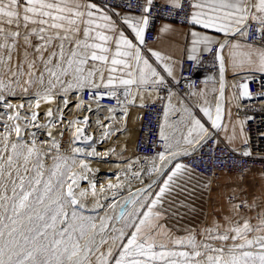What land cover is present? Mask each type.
Masks as SVG:
<instances>
[{
  "label": "snow or ice",
  "instance_id": "6c2138e0",
  "mask_svg": "<svg viewBox=\"0 0 264 264\" xmlns=\"http://www.w3.org/2000/svg\"><path fill=\"white\" fill-rule=\"evenodd\" d=\"M117 7L107 0H0V264H264V207L239 186L225 211L192 226L197 208L177 197L191 199L198 185L189 188L192 170L174 161L214 133L190 108L173 105L171 93L159 126L163 150L147 166L129 158L117 183L98 189L90 179L96 141L87 131L89 116L67 119L72 110H104L116 119L117 108L101 104L109 98L127 116L123 105L139 98L143 106L150 89L166 76L176 79L173 58L147 47L154 0H129L123 13ZM165 7L182 13L189 26V60L215 52V118L206 98L199 110L211 129H220L225 49L234 75L264 73V0H167ZM233 87L239 98H252L246 81ZM178 111L185 114L182 128L168 122ZM101 126L105 140L115 135ZM240 127L243 133V122ZM41 130L47 139L39 138Z\"/></svg>",
  "mask_w": 264,
  "mask_h": 264
},
{
  "label": "built area",
  "instance_id": "2783aa9c",
  "mask_svg": "<svg viewBox=\"0 0 264 264\" xmlns=\"http://www.w3.org/2000/svg\"><path fill=\"white\" fill-rule=\"evenodd\" d=\"M107 2L110 5H118L117 9L126 11L129 0H107ZM131 2L143 4L144 0H131ZM154 4L149 27L145 33L147 43L156 40L157 28L163 21L189 27L185 24L182 13L177 15L165 7L166 3L158 0H154ZM133 13L139 14V9ZM220 40L223 41L224 36ZM217 80H219V61L215 58V52L199 54L198 62L191 61L187 57L183 58L179 78L167 80L164 85L158 87V97L145 101L141 106L137 134L133 143L135 158L146 164L153 155L163 150L162 142L159 140V126L164 123L166 96L177 93L182 98L189 99L193 96L190 93H195L204 83ZM230 81L236 104L234 113L243 122L247 144L243 142L239 147L232 148L214 129H210L214 133L213 138L183 159L185 165L212 181L218 180L222 173H235L244 177L252 170L264 172V73L250 72L237 75L230 77ZM245 81L248 83L252 98H239V90L233 87ZM120 98L123 100L122 92ZM101 104L105 107H116L117 111H121L122 107L115 99L109 98L102 100ZM129 106L123 105L127 108ZM92 108L95 109L96 105L93 104ZM83 114L84 112L78 113L79 116ZM244 150L249 151L251 155L243 156L241 153Z\"/></svg>",
  "mask_w": 264,
  "mask_h": 264
},
{
  "label": "crops",
  "instance_id": "0c3cea01",
  "mask_svg": "<svg viewBox=\"0 0 264 264\" xmlns=\"http://www.w3.org/2000/svg\"><path fill=\"white\" fill-rule=\"evenodd\" d=\"M160 2L167 3V0H158ZM117 11L123 13L120 9H116ZM135 14V13H132ZM138 15V14H136ZM168 26L172 31L164 32L162 29L165 26ZM189 31V27L178 25L173 22L163 21L157 28V36L156 40L153 42H148L147 47L156 51H160L163 55L171 56L175 63V77L177 80L179 78L180 65L183 58L188 57L190 54V37L186 39L185 34ZM209 34L219 39L223 37L221 33L211 32L209 30ZM203 53L201 51L199 54ZM225 61H226V80L230 79V77L237 76L233 74L232 68L229 63L230 53L228 49H225L223 52ZM154 59V58H153ZM246 74L241 73L239 75ZM166 75V74H165ZM174 80L172 77H167L166 80ZM217 89L214 93L213 89ZM159 88L157 87L155 90H149V94L145 95V99L143 103L147 100L156 99L158 97ZM195 93L197 95H193L189 99H184L179 96L177 93H172V101L171 103L175 105L177 108L181 107V104L187 106L191 109L193 114L205 122L206 126L210 129V122L207 121V117L199 110L200 107L206 106L204 105V99L206 98L209 104L207 106L212 107L213 118H215V103L216 96L218 95V87L212 83H204ZM200 93H204V96L199 95ZM168 96L164 99L165 106L168 104ZM227 91L225 90V101H224V110L222 114L221 124L222 127L220 129H214L221 139L230 147L236 148L239 147L245 141L244 131L241 133L240 122L241 119L235 115L234 109L235 107H228L227 102ZM141 111V101L139 98L135 101L134 104H131L127 108V120H126V132L127 137L132 138V142L134 143L135 137L137 134L138 128V117ZM185 114L183 111L170 113L169 123H175L177 127H183V125L179 124V120L181 116ZM130 120V121H129ZM165 122V121H164ZM235 128V136L234 140L230 138L233 135V129ZM179 135V133H177ZM185 156L178 157L177 161L184 164L183 159ZM191 169V168H190ZM192 170V169H191ZM193 177L192 181L189 184V188H192L194 185H198L196 190L192 194V198L189 199L186 195L178 196L177 198L180 200H185L187 203L193 204L194 207L197 208V214L195 218H190L192 222V226H204L205 223H210L214 216H219L222 211H225L228 208V198L233 194L234 189H243L247 193V199L251 200L252 196L261 198V206L264 207V172L258 170L249 171L245 178L240 179V175L235 173H222L220 178L216 183L209 185L207 189H204V185H208L207 181L204 179H197L194 173L196 171L192 170ZM238 191V189H237ZM181 212L185 211L184 209H180Z\"/></svg>",
  "mask_w": 264,
  "mask_h": 264
},
{
  "label": "bare ground",
  "instance_id": "6f19581e",
  "mask_svg": "<svg viewBox=\"0 0 264 264\" xmlns=\"http://www.w3.org/2000/svg\"><path fill=\"white\" fill-rule=\"evenodd\" d=\"M226 84H227V82H226ZM223 107H224V105H223ZM84 115H88L89 116L90 127L87 129V131H88V134H91V135L94 136L95 141H96L95 148H96V151L98 153L97 156L90 157V158L94 159L96 161V164H98L100 161H108V162H110L111 165L108 167V170H111L112 172H116L114 174V175H116L115 179L112 178L110 180L109 179L110 177L106 176V177H104L102 179L101 182L105 183L107 180L114 181V182H118V180L119 181L124 180L123 170L125 169L126 162L128 161L129 158H127L125 161H122L123 163H121V162H113L112 159L110 160L111 155H112L113 151L115 150V148H108V145H109L108 143L110 142V139H112V137H115V135H112L108 139L105 140L103 138L102 134L107 129L105 127H102L101 125H106L108 127V129H110L112 132L115 133L116 125L121 124V123L122 124H126L127 116H124V113L122 111H116V113L114 114L116 119H108V117L112 116L113 114H110V113H108L107 111H104V110L94 111L92 113H84L80 117H83ZM97 121H99L100 124H98ZM120 129H122L123 131H122V134H121L120 138L116 140V144H117V147L120 150V152H122L123 149L127 145V139L125 137V134L127 135L126 125H121ZM81 147H86V146L82 144ZM132 149H133V143H132ZM88 150L90 151L91 149L89 148ZM118 156L119 155H117V157ZM117 157H116V159H113V160L117 161ZM143 165L147 166V163L143 164ZM98 168H100V167H97V169ZM89 175H90V179H92V177H93L92 173H90ZM92 180L95 181L94 179H92ZM96 181H98V180H96ZM82 182L87 183V184L84 183L85 186H83V187H87L88 186V181H82ZM104 183H101V184L104 185ZM97 188L99 189L100 186L97 187Z\"/></svg>",
  "mask_w": 264,
  "mask_h": 264
},
{
  "label": "rangeland",
  "instance_id": "374dc122",
  "mask_svg": "<svg viewBox=\"0 0 264 264\" xmlns=\"http://www.w3.org/2000/svg\"><path fill=\"white\" fill-rule=\"evenodd\" d=\"M226 82H227L226 91H227V94H228V97H227L228 107H235L236 104H235L234 94H233V91H232V88H231V81H230V79H228V80H226ZM213 84L216 85L219 88V80L213 82ZM46 107L47 106L45 105L44 107H42L40 109V112H41V123H44L45 122L44 121V117H43V113H44ZM76 115H78V113L75 111V109H73L72 112L67 116V119H73L74 116H76ZM121 125H126V124H122L121 123V124L116 125L115 137H112V139H110V142L108 143L109 144L108 145V148H115V150L113 151V153L111 155L110 160L112 159L113 162H121V163H123L122 161H125L127 158H133V159H135V156L133 154V149H132V143H133L132 142V138L129 139L126 134H125V137L127 139V145H126V147L123 149L122 152H120V150L117 147L116 140L120 138V136L122 134V131H123L122 129H120ZM126 129H127V126H126ZM54 134H55V132H54ZM70 135H71L70 131H66L65 134H64V136H63L62 143H63V146H64L65 149H67L68 146H69V137H70ZM39 138L41 140L47 139V130H41V134H39ZM77 146H82V144H78ZM117 155H119V156L117 157ZM116 157H117V161L116 160H113V159H116ZM88 163H89V167L91 169L94 168L93 169V172H92V176H93L92 179H94L95 180L94 182L97 183L96 184L97 187L101 186L102 185L101 183H104V182H101V181L106 176L110 177L109 178L110 180L112 178L113 179L116 178V175H114L116 172H112L111 170H108V167L111 165L110 162H108V161H100L98 164H96V161L94 159H91L90 157H88ZM97 167H100V168L97 169ZM194 174H195V177L197 179H204V180H206L207 183H208V185H212L213 183H216L217 182V180L212 181V180L208 179L207 177H205L204 175H202V174H200L198 172L197 173H194ZM245 177L246 176H244L243 178H245ZM96 180H98V181H96ZM108 181L109 180H107L104 183L103 186H107L110 182L111 183H117V182H114V181H109V182ZM84 183L85 182H81V187H83V186H85V184H87V183H85V184ZM201 227H203V226H201Z\"/></svg>",
  "mask_w": 264,
  "mask_h": 264
}]
</instances>
